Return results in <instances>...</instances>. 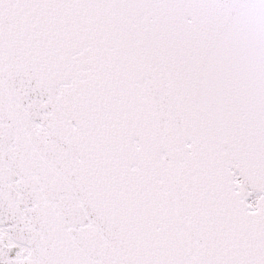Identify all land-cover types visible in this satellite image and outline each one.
<instances>
[{
	"label": "snow or ice",
	"instance_id": "obj_1",
	"mask_svg": "<svg viewBox=\"0 0 264 264\" xmlns=\"http://www.w3.org/2000/svg\"><path fill=\"white\" fill-rule=\"evenodd\" d=\"M0 264H264V0H0Z\"/></svg>",
	"mask_w": 264,
	"mask_h": 264
}]
</instances>
